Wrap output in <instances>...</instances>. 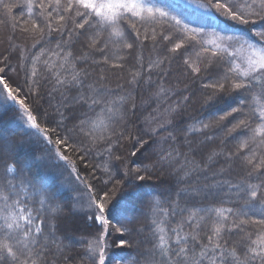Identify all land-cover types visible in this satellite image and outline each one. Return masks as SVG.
Instances as JSON below:
<instances>
[{"label": "snow or ice", "instance_id": "snow-or-ice-1", "mask_svg": "<svg viewBox=\"0 0 264 264\" xmlns=\"http://www.w3.org/2000/svg\"><path fill=\"white\" fill-rule=\"evenodd\" d=\"M197 7L248 27L255 42L191 27L149 0H0V25L25 41L23 48L9 41L20 52L17 67L0 54V96L84 185L86 219L95 228L73 254L57 235L63 208L30 191V181L14 183L9 174L22 176L23 169L5 162L0 264H77V257L79 264H106L112 247L137 249L132 237L144 233L142 222L113 223L107 214L126 190L166 173L178 190L167 201H146L150 246L131 264H264V30H254L264 24V0H207ZM28 42L39 51L24 54ZM9 71H23L24 85ZM124 73L127 88L118 84L114 92L111 78L125 79ZM137 88L148 89L139 103ZM229 98L235 104L218 116L176 126L194 103L211 109ZM150 105L140 127L138 112ZM214 129L223 132L219 145L198 159L201 145L217 139ZM69 148L81 161L94 151L107 156L103 187L80 176ZM233 173L237 178L228 179ZM225 186L223 196L215 191ZM209 196L219 198L218 206L193 202ZM113 232L119 235L109 243Z\"/></svg>", "mask_w": 264, "mask_h": 264}, {"label": "trees", "instance_id": "trees-1", "mask_svg": "<svg viewBox=\"0 0 264 264\" xmlns=\"http://www.w3.org/2000/svg\"><path fill=\"white\" fill-rule=\"evenodd\" d=\"M149 0V3L155 7L164 8L177 16L179 19L189 23L191 27H204L206 31H216L221 35L233 36L241 39H252L255 42V37H251L249 28L245 26L235 25L218 17L215 14H206L203 8L197 7L200 4H206L207 0ZM14 13L18 15H25L26 9L17 8L14 9ZM0 18H3L0 16ZM167 28V25H164ZM158 31L161 29L158 28ZM255 31L264 30V24H257ZM9 41L13 45H19L24 47L25 41L23 35L17 31L14 35L12 29L6 25H0V54L9 55L10 66L12 68L17 67V61L19 57V49L13 51L9 46ZM29 47L25 49L24 54L31 52H38L39 46L36 49ZM149 48L145 49L144 55L147 58L151 52V41H147ZM55 47V43L51 45ZM161 51L163 48L161 47ZM175 70V66H173ZM8 75L12 78L14 83L24 85V73L23 71L17 76L11 71ZM125 79L119 77H112L109 82V87L119 93L120 89L118 84H126L127 73H124ZM156 80L157 77L153 76ZM171 83H175L174 80ZM183 87V86H181ZM196 87V86H193ZM27 87L25 86V93ZM137 101L139 103L142 97H147V88H137L135 93ZM49 97L45 95V99L41 101L46 107L49 103ZM58 99V97H57ZM57 102L56 99L51 100L52 104ZM235 101L231 98L226 99L223 103L215 105L211 109L200 108L199 104L194 103L184 116L180 117L176 121V126L183 127L191 119H203L208 120L212 116H218L223 111H226L230 106H233ZM151 105L148 107L140 108L138 112L137 124L143 120L144 116L148 115L151 111ZM18 108L11 102L4 103L2 96H0V150L3 152V156L0 157V180L4 176L5 162H15L19 168L23 169L22 176L17 173L9 174V177L15 176L14 183L19 184L20 179H25L31 182L30 191H39L46 193L52 200L54 205H59L63 208L64 212L61 216V220L58 224L59 231L57 235L68 245L71 252L78 253L83 249V243L85 237H88L95 231L91 221L86 219L88 213L87 201L88 196L84 185L80 184L76 180L75 175L71 173L70 167H68L63 161L55 158L54 153L51 150V146L47 145L42 138L37 139L32 134V130L28 129L23 120L17 117ZM49 124L53 122L48 121ZM227 123V122H226ZM54 126V125H53ZM64 134V129H60ZM212 133L217 136V139L213 142H206L201 145L200 151L197 153V158L204 153L209 152L213 147L219 145V139L223 137L221 130L214 129ZM55 138V137H54ZM199 139V138H198ZM232 146L231 143L228 145ZM67 155L72 160H75L78 167V172L82 178L87 182L93 183L97 188L103 187L102 181L107 179V175L103 172V166L108 159L106 155H101L99 152L94 151L89 154L86 160L81 161L79 153H73L72 149L67 150ZM220 163H223V159L220 158ZM87 164V168H85ZM216 165L215 167H218ZM111 168V165H109ZM228 179H236L235 173L231 176H227ZM178 190V185L174 178H169L167 173L161 178V181L149 182L143 186L138 187L135 191L131 189L126 190L125 193L118 198L119 202L116 207L111 210L109 215L113 223L117 221L127 222L133 218L140 220L145 231L141 235H134L133 240L137 242L139 247L137 249H124L112 247L108 250V261L106 264H131L134 259H142L137 256L138 251H143L150 246L148 240V230L150 226V211L145 207L146 201L151 198L153 200H160L162 202L167 201L170 197H174L175 192ZM224 189H217L220 191L221 196ZM194 203L200 207L218 206L219 198L209 196L207 198H198ZM183 203V201H182ZM230 206V205H225ZM148 217V219H145ZM119 234L112 233L109 237V243L115 239ZM77 264H79V257H77Z\"/></svg>", "mask_w": 264, "mask_h": 264}, {"label": "rangeland", "instance_id": "rangeland-1", "mask_svg": "<svg viewBox=\"0 0 264 264\" xmlns=\"http://www.w3.org/2000/svg\"><path fill=\"white\" fill-rule=\"evenodd\" d=\"M179 1H184V0H179ZM187 1V3H189V1L188 0H186Z\"/></svg>", "mask_w": 264, "mask_h": 264}]
</instances>
